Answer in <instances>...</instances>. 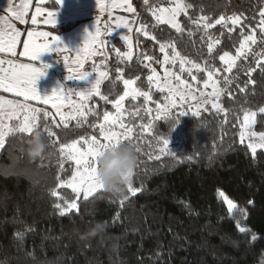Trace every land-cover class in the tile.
Segmentation results:
<instances>
[{
    "label": "trees",
    "instance_id": "trees-1",
    "mask_svg": "<svg viewBox=\"0 0 264 264\" xmlns=\"http://www.w3.org/2000/svg\"><path fill=\"white\" fill-rule=\"evenodd\" d=\"M170 1L149 0L145 5L144 0H131L137 9V27L144 24L149 32V37L137 33V27L131 32V61L122 59L125 45L115 35L104 36L105 54H96L85 61L84 70L94 71V66H99L109 73L100 86L108 101L99 96L87 101L97 115H90L81 127L69 121L68 128L63 125L57 128L51 117L45 120L41 116L38 131L46 145L43 158H30L26 152V142L33 133L7 138L5 147L0 149V264H264V150H258L253 157L247 144L239 140L242 109L257 110L264 106V69L257 68L249 76V69L256 68L258 59L246 63L241 57L231 73L225 72L219 56L224 51L232 54L239 47L243 39L240 27L230 32L233 26L228 22L205 32L202 26L193 24L201 16L214 22L222 15L226 18L240 15L244 19V34L256 28L258 38L259 11L264 8V0H182L192 5L187 16L181 13L177 17L182 33L158 23L152 15L154 6ZM43 6L57 7L54 0ZM83 20L56 24L55 28L38 27L62 34ZM216 40L220 43L216 44ZM161 43H174L183 57L220 70L216 77L220 87L227 89L220 101L228 109L227 122H223V114L208 109L198 117L193 114L180 117L171 131L178 114L173 110L171 118L153 120L151 131L144 133L140 125H148L155 113L144 111L143 97L136 101L127 98L123 122L134 128L136 138L124 144L135 152L137 160L130 183L141 191L132 196L125 185L117 196L101 189L87 201H79L78 214L61 216L54 208L57 200L50 192L58 182V174L61 179L70 176L71 166L66 163L65 170L60 171L59 145L50 142L55 137L47 135L45 124L59 137V143L85 135L99 137V129L90 125L100 122L105 111L115 110L112 102L124 90L122 80H117V69L123 70L124 79L138 78L135 87L150 91L152 101L147 107L153 109L164 101L165 93L150 87L147 76L151 73L145 65L158 70L161 65L158 61L164 55L160 52ZM209 43L214 45L212 54L208 52ZM166 51L172 53L171 48ZM145 56L153 59L145 61ZM242 63L246 66L239 70ZM193 74L197 79L206 77V73L194 69ZM225 76L233 80L230 85L223 83ZM241 87L245 92L240 91ZM34 106L52 109L39 103ZM137 109L139 114L133 116ZM56 120L59 122L57 117ZM255 129L264 130V114L258 113ZM160 138L169 139L173 154L155 160ZM218 190L238 208L245 209L247 218L238 212L230 215L223 199L218 197ZM58 191L69 201L75 198L70 189ZM238 221L249 229L247 233L239 232ZM97 222L107 227L93 235L88 229ZM253 234L258 237L255 242L251 240Z\"/></svg>",
    "mask_w": 264,
    "mask_h": 264
},
{
    "label": "snow or ice",
    "instance_id": "snow-or-ice-1",
    "mask_svg": "<svg viewBox=\"0 0 264 264\" xmlns=\"http://www.w3.org/2000/svg\"><path fill=\"white\" fill-rule=\"evenodd\" d=\"M47 0H37L35 14L31 16V23L37 24V17L43 18L45 25H50L55 28L57 19L56 15L59 11V7L62 6L63 0H54L57 6L55 10H48L46 7L42 8L40 5H46ZM149 0H144V4L148 5ZM96 7L100 12H108L109 18L112 15L111 10L113 8H122L124 11L129 13H136L137 9L133 7L131 0H121L120 3H116L113 0L111 4L102 2V0H96ZM192 5L177 0L174 7L153 10L152 15L158 23L168 24L171 28L175 29L177 33H182L183 28L178 22L177 17L183 13L187 16V9L191 8ZM29 8V3H24L21 8L14 9L12 7V0H9V5L4 11L9 13L8 16L0 18V53L7 54L11 57L17 55L26 57L31 63H17L13 59H5L0 57V92L11 93L16 98L22 99H8L5 96L0 95V149L5 147V143L8 137L15 135H31L34 131L39 129V121L41 116L45 120L49 117L52 118V123L58 128L63 125L64 128L69 127V121H75L77 127H81L88 122L90 115H97L94 107H90L87 104L94 96H99L101 100L108 101V97L101 94L100 86L104 80L109 78V73L104 70H100L99 66H94V72L89 73L82 71L84 68V62L79 61V69L75 75H68L65 77L66 80L74 81H87L88 87L83 90H76L73 88L66 89L64 85H58L53 88L50 93L41 95L36 88L37 80L42 77L50 65L46 63H38L41 54L45 52L55 51L59 54L67 53L64 56V64L67 66L68 61L71 59V53L77 52L79 59V53L81 51L88 52L89 55H96L99 53L97 48L98 44H103L98 38L101 35L99 26L96 27L95 32L85 29V34L82 43L76 49H69L63 44L60 37L52 35L48 31H28L27 38L22 40L23 51L17 52V45L21 42L22 33L18 29L17 25L10 22L12 18L19 21L20 24H25V15ZM259 23L257 28L259 29L262 37H264V8L259 11ZM99 18H97L98 24ZM230 22L233 28L229 31H233L235 27L239 26L240 31L243 34V39L240 42L239 48L236 50V54L233 56L228 51H224L219 56V60L226 65L224 68L225 72L231 73L233 68L237 66V60L241 57L247 59L248 54L251 52V46L257 44L256 28L251 29L250 34H244V19L240 15H233L229 17L220 16L214 22L209 17L201 16L198 20L193 21V24L202 26L205 32L209 29L215 28L217 25L226 26ZM116 28H126L129 32L132 28L129 27V20L124 17H117L115 21ZM104 31L111 35V26L105 25ZM137 33H142L145 37H149L147 26L141 24L135 29ZM42 38V39H41ZM155 39V37H150ZM125 42L129 40L128 36L121 37ZM264 42V39L261 40ZM216 44L220 43L219 40L215 41ZM91 46V50H89ZM213 43L208 44V52L212 54ZM166 48H171L172 54L166 51ZM117 55L121 53L119 49L116 50ZM160 52L164 53L161 63L162 67L167 64L175 65L177 61L180 64L181 72H188L191 76L192 81H197V76L193 74L195 72L206 73L207 79L204 81V88H211L210 92L194 89L193 85L182 79L179 74H175L168 68H163V78L157 73L155 68H152L150 64L145 66L149 68L150 75L147 76V81L150 87H155L161 93H167L164 97L163 103L156 104V115L150 120L148 125L141 124L140 127L144 130V133H149L152 129V121L159 119L171 118L173 109L183 108L185 104H189L187 111H180L176 117V123L173 125L171 131H173L176 125L180 122V117L187 114L188 111L192 112L194 116H200L202 111H207L206 105H211V109L217 114L224 115V123L227 122L228 109L224 108L221 104V96L227 90L219 87L220 81L215 77L219 73V69H213L212 66L205 64L201 65L189 60L187 57H183L179 51H177L175 44H160ZM259 55V54H257ZM122 59L131 61L132 56L130 53H124ZM145 61H151L152 56H145ZM190 65V67H186ZM257 68L264 69V57L256 60V68H250L248 75L251 76ZM118 76L117 80H122L124 86V92L119 96L113 103V108L116 113L105 111L103 113L102 120L96 124L90 125V127L99 129V137L95 134L80 136L78 139H74L69 143H59V137L56 133L45 124L44 131L47 135L55 139L51 140L52 144H58V151L60 154L59 169L61 172L65 170V164L71 166V174L67 179H61L58 174L57 184L51 190L50 195L56 198L57 202L54 204V208L58 211L61 216L68 214L79 213V201L81 199L87 201L99 190L101 186L97 183L95 175L97 168V159L105 151L115 148L120 144L131 143L135 139L134 128L126 125L123 119L126 115L124 109V101L126 98H131L136 101L139 97H143L145 102L144 111L147 114H151L153 109L147 107V104L152 101L150 91H141L135 87L136 79H124L123 70L117 69ZM173 79L175 83L173 82ZM233 82L228 76L224 77L223 83L225 86L230 85ZM197 91L199 95H197ZM241 92H245V88H240ZM75 96L78 100H73ZM178 98V99H177ZM31 101H36L44 105L51 104V108L54 112L48 110H42L39 107L33 106ZM67 108L69 111H64ZM242 123H240L239 140L241 144L247 141V148L253 157H256L258 150H264V131H255V125L257 124V116L264 114V107H259L257 110L242 109ZM139 114V109L132 113L133 116ZM56 117H59L57 122ZM15 121V123H13ZM119 129V130H117ZM158 154L155 155V160H160L162 156L172 155L173 152L169 148V139L160 138L158 139ZM136 151H140L139 148ZM43 158V155L41 156ZM153 157H150L152 159ZM133 175V170L130 173V177ZM127 191L130 195L135 196L141 189L133 187L129 182L127 184ZM70 189L75 198L71 201L65 199L58 189ZM218 197L223 199L224 204L227 206V210L230 215H235L237 212L242 218H247L248 213L243 208H238L237 204L233 202L223 191L218 190ZM125 200L127 197L124 198ZM63 201L61 203L60 201ZM124 201H121L123 205ZM252 201H249L251 204ZM237 228L240 233H247L249 229L241 226L239 221L237 222ZM19 235V234H17ZM257 235L253 234L251 240L257 241Z\"/></svg>",
    "mask_w": 264,
    "mask_h": 264
},
{
    "label": "rangeland",
    "instance_id": "rangeland-1",
    "mask_svg": "<svg viewBox=\"0 0 264 264\" xmlns=\"http://www.w3.org/2000/svg\"><path fill=\"white\" fill-rule=\"evenodd\" d=\"M47 1H49V0H47ZM79 1L83 4V6L76 13H74L75 11L73 10V8L71 9L72 11L69 9L70 0H63L62 6L60 7V9H59V11L57 12V15H56V19H57V23L56 24L64 23V22H67V21H70V20L81 19V18L85 19L81 23H79L76 27H74L71 32H68V33L66 32V33H62L61 34V38L60 39H61V41L63 42V44L65 46H67L68 48L71 47V49H76L82 43V40H83V37H84V34H85V29H87L89 31L93 30V32H95L96 27L99 26L101 35L99 36L98 39L100 41L104 42V43L97 45V48L99 49V53L98 54H105V40H104V36L108 35V34L104 31V29H105V25L107 24V25L111 26V29H112L111 35L119 36L120 38L125 36V35L129 37V40L127 42H125L123 39H121V40L123 41V43L125 45V49H126L125 52L126 53H130V54L133 53V41H132V38H131V32L134 30V28L137 27L136 18H135V14L134 13L126 12L122 8H113L111 10L112 15L109 18L107 11L102 13L96 7V4H95L96 0H79ZM102 2L107 3V4H111L113 2V0H102ZM120 2H121V0H116V3H120ZM176 3H177V0H172V1L168 2V3H162V4L154 6L152 8V11L156 10V9H159L161 7L171 8V7H174ZM46 8L48 10H55V9H52V8L50 9L49 7H46ZM117 17H124V18L128 19L129 20V27L132 28V31L129 32L128 29L123 28V27L116 28L115 27V21H116ZM97 18H99L98 24H97ZM52 35H53V33H52ZM263 38L264 37H262V35H261L260 37L257 38V40L261 41V39H263ZM89 50H91V46H89ZM65 54L66 53L61 54V56H64ZM171 54H169V55H171ZM235 54H236V51L234 53H232L231 55L234 56ZM260 54H262V55H260ZM77 56H78L77 53L76 54H72L71 55V59L68 61L67 66H65V64L61 63L60 68H67V70L70 71L71 75H75L78 71H81V69H79V61H83L85 63V61H87V60H92L94 55H89L88 52L81 51L79 53V59H77ZM163 57H164V55H163ZM163 57H162V60H163ZM262 57H264V51L259 53L257 59H260ZM165 67L170 69L175 74H179L182 79H184L188 83L192 84L194 89H199V90L206 91V92H210L211 91V88L205 89L204 86H203L204 85V81L207 79V75H206V77L204 79H197V81H192L191 76H189L188 72H186V71L185 72H181L180 71V64H179V61H177V63L175 65L167 64V65H164L163 67H162V65H160V67L156 71L161 76V78H163V68H165ZM186 67H190V65H186ZM225 67H226V65H225ZM100 70H103V69H100ZM82 71H86V70L82 69ZM104 71H106V70H104ZM87 72L93 73L94 71H87ZM215 78L219 80V78H217V77H215ZM173 82L175 83L174 79H173ZM65 83H66L65 84L66 90H67V87L68 88H73V89H76V90H83L84 88L88 87V82L87 81H74V80H70L69 81V80L65 79ZM219 87H220V85H219ZM124 90H123V92H124ZM123 92H122V94H123ZM196 94L199 95V92L197 91ZM166 95H167V93L165 92V96ZM118 98L119 97H117L116 99H118ZM72 99L74 101L78 100V98L75 97V96H73ZM163 102L159 101L158 103H163ZM39 104H42V103H39ZM205 107L207 109H211V105L210 104L206 105ZM188 108H189V104H185L182 109L181 108H176V109H173V110H177L178 112H180V111H187ZM155 109H156V105H155V107H153V111H154V113L156 115ZM50 111L54 112L55 110L54 109H50ZM64 111L67 112V111H69V109L65 108ZM111 113L115 114L116 110H114ZM187 114H192V112L188 111ZM57 119H59V117H57ZM240 123H242V117L240 119L239 125H240ZM117 130H119V129H117ZM239 131H240V127H239ZM255 131L262 132L264 130L258 131V130L255 129ZM245 143L247 144V141H245Z\"/></svg>",
    "mask_w": 264,
    "mask_h": 264
},
{
    "label": "clouds",
    "instance_id": "clouds-1",
    "mask_svg": "<svg viewBox=\"0 0 264 264\" xmlns=\"http://www.w3.org/2000/svg\"><path fill=\"white\" fill-rule=\"evenodd\" d=\"M26 152L30 158L41 157L45 153V143L39 131H34L27 140ZM136 155L130 145L120 144L111 148L97 159L96 178L97 183L104 191L113 195H120L123 186L130 182V173L136 166ZM107 225L97 222L91 225L88 232L96 235L105 231Z\"/></svg>",
    "mask_w": 264,
    "mask_h": 264
},
{
    "label": "crops",
    "instance_id": "crops-1",
    "mask_svg": "<svg viewBox=\"0 0 264 264\" xmlns=\"http://www.w3.org/2000/svg\"><path fill=\"white\" fill-rule=\"evenodd\" d=\"M24 3H29V8H28L27 13L25 15L26 23L20 24L19 21H16L14 18H12V20L10 21V22L15 23L17 25L18 29L22 33L21 42L17 45V52L23 51L22 40L27 38V32L28 31H36V32L47 31L46 29L38 27L39 25H45L42 22L43 21L42 17H39V16L37 17V24L36 25H33L31 23V16L33 14H35V8H36L37 0H12V7L14 9L21 8V6ZM8 5H9V0H0V18L9 15V13L4 11V9H6L8 7ZM40 6L42 8L45 7V6H43V4H41ZM82 6H83V4L79 0H70L69 9L71 10L73 8V10L75 11L74 13H76ZM60 7H59V9H60ZM52 9H55V8H52ZM71 31L72 30H70L68 32H71ZM53 35H57L61 38V34H53ZM69 49H71V47ZM76 53L77 52L74 51L71 53V55L76 54ZM65 55H68V54L66 53ZM64 56H61V54H59L55 51L45 52V53L41 54L38 63H46V64L50 65V67L46 70L45 74L42 77H40L36 82L37 91L41 95H46V94L50 93L51 90L53 88L57 87L58 85H64L65 86V84H66L65 83V76L71 75V73H70V71L67 70V68H60L61 63L64 64V62H63ZM0 57H3L5 59H13L17 63H31V61H29L26 57H21L19 55H17L16 57H11V56H8L7 54L0 53ZM65 91H66V89H65ZM0 95H3V96H5V98H8V99H22V98H16L11 93L0 92ZM29 103H31L34 106L35 103H39V102L31 101Z\"/></svg>",
    "mask_w": 264,
    "mask_h": 264
},
{
    "label": "built area",
    "instance_id": "built-area-1",
    "mask_svg": "<svg viewBox=\"0 0 264 264\" xmlns=\"http://www.w3.org/2000/svg\"><path fill=\"white\" fill-rule=\"evenodd\" d=\"M264 39V38H263ZM262 40V39H261ZM258 41V40H257ZM251 52L248 54L247 56V59L246 60V63H249V61H253V60H256L258 58V55L259 53L263 52L264 51V42H261V41H258L256 45H252L251 47ZM261 59V58H260ZM246 64H241L238 69L239 70H243L245 68Z\"/></svg>",
    "mask_w": 264,
    "mask_h": 264
}]
</instances>
